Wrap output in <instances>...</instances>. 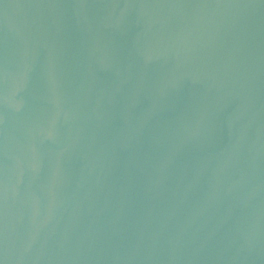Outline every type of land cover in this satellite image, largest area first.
<instances>
[{
  "label": "water",
  "instance_id": "obj_1",
  "mask_svg": "<svg viewBox=\"0 0 264 264\" xmlns=\"http://www.w3.org/2000/svg\"><path fill=\"white\" fill-rule=\"evenodd\" d=\"M0 264H264V0H0Z\"/></svg>",
  "mask_w": 264,
  "mask_h": 264
}]
</instances>
